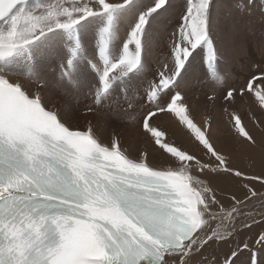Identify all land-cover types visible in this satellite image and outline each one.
<instances>
[{"label": "snow or ice", "instance_id": "6c2138e0", "mask_svg": "<svg viewBox=\"0 0 264 264\" xmlns=\"http://www.w3.org/2000/svg\"><path fill=\"white\" fill-rule=\"evenodd\" d=\"M179 9L0 0V264H264V0Z\"/></svg>", "mask_w": 264, "mask_h": 264}, {"label": "rangeland", "instance_id": "374dc122", "mask_svg": "<svg viewBox=\"0 0 264 264\" xmlns=\"http://www.w3.org/2000/svg\"><path fill=\"white\" fill-rule=\"evenodd\" d=\"M171 2L174 6L176 4V6L174 7V11L178 12L180 10L179 6L182 5L183 0H171ZM229 2H230V0H214V5L216 6V8H220V7L227 6L229 4ZM245 2H246V0H245ZM256 3H257V6H259L260 0H256ZM242 40L246 41V45H245V47H242L240 49V51L238 53V60H242L245 63L246 61H248V59H250L249 63H251V62L264 63L263 62L264 60L262 61L261 54L258 50V44L260 41L259 30L257 29L255 36L247 35L246 37L242 38ZM245 48H246V50H245ZM248 53H249L250 58L247 55ZM243 56H244V60H243ZM249 63L244 64V65L246 66ZM237 66H238V71H240V74H246V73H242L241 64L239 62H237ZM246 108L247 107H245V108L241 107V108H239V110L242 113H244V112H246ZM78 116L79 115H76L74 118L77 119ZM246 123H249V126L251 127V124H250V122L247 121V119H246ZM255 134L257 135V140L259 143L261 141L262 137H264V134H261L259 132L255 133ZM182 139L183 138L181 137L180 141L177 140V143H181L182 146H187L186 144H184L182 142ZM249 157H250L249 159H253V162L256 161L255 163L257 164V172H258L260 170V167H261V158H260L259 152L253 151V152L249 153ZM249 159L245 160V162L251 164V162L248 161ZM243 235H248V233H244ZM243 235L241 236V239L243 238ZM221 251L222 250L210 248L209 250H207V252L204 256H206L208 258L209 264H211V261L213 260L214 257L218 258L220 256ZM202 258H200V259H202Z\"/></svg>", "mask_w": 264, "mask_h": 264}, {"label": "bare ground", "instance_id": "6f19581e", "mask_svg": "<svg viewBox=\"0 0 264 264\" xmlns=\"http://www.w3.org/2000/svg\"><path fill=\"white\" fill-rule=\"evenodd\" d=\"M175 4V3H174ZM175 6H176V4H175ZM174 6V7H175ZM224 52V49H222V53ZM248 56H249V53L247 54ZM249 58H250V56H249ZM229 59H231V56L229 57ZM247 59V58H246ZM243 60H244V56H243ZM259 60V59H258ZM249 61H250V59H248V61H246L244 64H247V63H249ZM263 61V60H262ZM264 62V61H263ZM235 72L236 73H238V74H240V71H238V66H237V63L235 64ZM242 70V69H241ZM243 73V72H242ZM245 108V107H247L246 105H242V106H240V108ZM73 122L74 123H78V124H80V125H85L86 124V117H83V116H78V118L77 119H75V118H73ZM157 123H160L161 124V126L162 127H169V122H167V121H158ZM118 130H121V129H119L118 128ZM131 135V133H129V136ZM177 140L178 141H180L181 140V136H180V134L178 133L177 134ZM182 142L184 143V144H186V142H184L183 141V139H182ZM187 145V144H186ZM248 161H250L251 162V164L250 163H246L245 162V160L242 162V164L240 165L241 167H243L245 170H247V171H257V164L255 163V162H253V159H249ZM255 231L257 230V229H254ZM210 248H207V249H205V251H204V253L202 254V256L201 257H197V259H200V258H202L205 254H206V252H207V250H209Z\"/></svg>", "mask_w": 264, "mask_h": 264}]
</instances>
